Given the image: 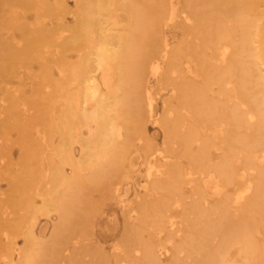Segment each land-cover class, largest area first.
Wrapping results in <instances>:
<instances>
[{
    "label": "bare ground",
    "instance_id": "obj_1",
    "mask_svg": "<svg viewBox=\"0 0 264 264\" xmlns=\"http://www.w3.org/2000/svg\"><path fill=\"white\" fill-rule=\"evenodd\" d=\"M71 3L0 0V264H264V0Z\"/></svg>",
    "mask_w": 264,
    "mask_h": 264
},
{
    "label": "rangeland",
    "instance_id": "obj_2",
    "mask_svg": "<svg viewBox=\"0 0 264 264\" xmlns=\"http://www.w3.org/2000/svg\"><path fill=\"white\" fill-rule=\"evenodd\" d=\"M68 1V3H69V7H72V1L73 0H67ZM37 72L35 71V69L34 68H30V69H28L27 70V75H26V77H25V81H27V82H29V81H32V80H34V81H37ZM15 78V79H14ZM5 78H3L2 80V83H3V85L5 84V83H13V82H15V83H17V81H18V79L16 78V77H11V79L9 78V79H7V80H4ZM23 80H24V78H23ZM26 86H27V83H26ZM157 112H159V111H157ZM155 128V129H154ZM148 134H149V136H151V137H155V140L158 142V143H160V140H161V134H160V132L157 130L158 128L155 126V125H148ZM16 130L15 129H12V128H10L9 130H5V132L3 133H1L0 134V137L3 139V141H1L2 143H4V146H5V150L3 151V156H4V160H5V163L6 162H9L10 161V156L12 155V157H11V159H13V160H17L18 158V155H16L15 156V154H17L18 153V148L17 147H19V145L20 146H22V140L19 138H17V135L18 134H15L16 132H15ZM155 135H154V134ZM154 135V136H153ZM19 136V135H18ZM20 140V141H19ZM10 151V152H9ZM16 152V153H15ZM14 157V158H13ZM131 157H132V159H134L132 162H133V164H134V167L135 168H133V170L135 169V171H132V173H134V172H136V173H134L133 175H134V179H136V181L138 182H140V181H142V182H140L139 184H138V186H136L138 189L137 190H139L140 191V188H139V186L143 183V177L141 178L140 177V174L142 173V171H143V173L141 174V175H143L144 173H145V165H141V163L140 162H138L139 160L138 159H136L135 157H137V155H135V154H132L131 155ZM18 161V160H17ZM17 161H12L11 160V162H16L15 163V165L13 166V168H14V170L16 171V169L17 168H19L18 167V165L20 166V163L19 162H17ZM11 162H9L8 164L6 163V168L7 169H5L6 170V172L9 174H7V173H5V176H7V177H9L7 180H11V182H15L16 180H17V172L15 173L14 171H13V168H12V166H11ZM17 164V165H16ZM9 165V166H8ZM141 166V167H139V166ZM8 168H10L9 170H8ZM139 168V169H138ZM145 168V169H144ZM12 171V172H11ZM138 171H141V173H138ZM10 172H11V174H10ZM14 173V174H13ZM137 173L139 174V176H137ZM7 174V175H6ZM14 175V176H13ZM12 176V177H11ZM139 177V178H138ZM11 178H13V179H11ZM141 178V179H140ZM9 181H7V182H9ZM7 182L5 183H3V182H1V186H2V188L4 189V190H6V188H7ZM4 186H5V188H4ZM128 194H131V192L129 191V193H127V196H129ZM131 196V195H130ZM129 196V197H130ZM130 199V198H129ZM19 220L21 221V220H24V219H20L19 218ZM45 217H40V224L39 225H42V227H45Z\"/></svg>",
    "mask_w": 264,
    "mask_h": 264
}]
</instances>
